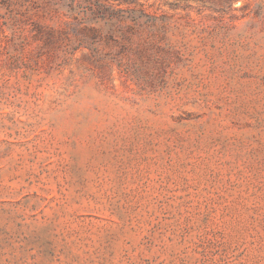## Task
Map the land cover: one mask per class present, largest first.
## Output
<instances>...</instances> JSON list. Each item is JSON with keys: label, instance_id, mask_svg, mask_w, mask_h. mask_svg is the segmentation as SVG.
Segmentation results:
<instances>
[{"label": "rangeland", "instance_id": "1", "mask_svg": "<svg viewBox=\"0 0 264 264\" xmlns=\"http://www.w3.org/2000/svg\"><path fill=\"white\" fill-rule=\"evenodd\" d=\"M0 264H264V0H0Z\"/></svg>", "mask_w": 264, "mask_h": 264}]
</instances>
